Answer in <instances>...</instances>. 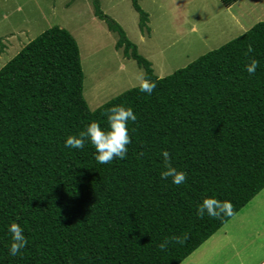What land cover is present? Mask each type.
<instances>
[{"label":"trees","instance_id":"16d2710c","mask_svg":"<svg viewBox=\"0 0 264 264\" xmlns=\"http://www.w3.org/2000/svg\"><path fill=\"white\" fill-rule=\"evenodd\" d=\"M132 4L149 33L148 13ZM93 5L118 35L116 49L157 87L129 89L92 111L79 44L59 26L0 69V264H182L264 190V21L159 78L100 1ZM252 59L259 67L250 76ZM119 105L137 117L125 159L100 164L90 142L64 146L93 121L107 131L102 113ZM164 151L186 173L180 186L160 178ZM207 197L230 201L235 214L200 219ZM13 222L28 241L15 257ZM185 234L183 245L160 251L165 237Z\"/></svg>","mask_w":264,"mask_h":264},{"label":"rangeland","instance_id":"374dc122","mask_svg":"<svg viewBox=\"0 0 264 264\" xmlns=\"http://www.w3.org/2000/svg\"><path fill=\"white\" fill-rule=\"evenodd\" d=\"M155 74L164 78L264 21V0H139L149 15L142 32L132 0H99ZM59 26L77 40L84 96L94 111L138 87L144 69L117 50L118 35L95 16L93 0H0V69L29 42ZM182 264H264V190Z\"/></svg>","mask_w":264,"mask_h":264},{"label":"clouds","instance_id":"9594fccd","mask_svg":"<svg viewBox=\"0 0 264 264\" xmlns=\"http://www.w3.org/2000/svg\"><path fill=\"white\" fill-rule=\"evenodd\" d=\"M251 44L248 45V53L253 51ZM259 61L252 59L250 64L246 65V71L249 75H255ZM139 90L142 93L151 95L156 89V82L145 79L143 75L138 77ZM107 118L108 130L101 128L96 121L91 122L84 131H81L78 136H68L64 146L66 148L83 150L85 144L90 142L95 148L97 155L95 160L100 164H110L114 159L123 160L127 156L128 145L131 139L128 133V122H136L137 117L133 109L124 107L123 105L114 106L102 113ZM134 131V129H133ZM139 155H143L141 152ZM165 170L161 172L160 178L171 181L176 186H180L186 181V173L178 172L170 164V153L164 151L162 153ZM197 216L203 219L206 215L212 219H222L223 217H231L234 213V206L230 201H221L214 197L203 199L202 203L197 206ZM9 232L12 235V243L9 248V254L13 257L20 254L21 250L27 246L28 241L24 236V229L17 223L13 222L9 226ZM188 239V235L183 236L173 235L165 237L163 242L159 244L160 251H166L170 244L183 245Z\"/></svg>","mask_w":264,"mask_h":264},{"label":"crops","instance_id":"0c3cea01","mask_svg":"<svg viewBox=\"0 0 264 264\" xmlns=\"http://www.w3.org/2000/svg\"><path fill=\"white\" fill-rule=\"evenodd\" d=\"M239 1H240V0H239ZM237 2H238V1H237ZM237 2H235V3H237ZM235 3H234V4H235ZM232 6H233V5L229 6L228 9H230Z\"/></svg>","mask_w":264,"mask_h":264}]
</instances>
